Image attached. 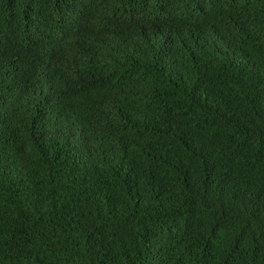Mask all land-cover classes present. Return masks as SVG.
Here are the masks:
<instances>
[{
  "label": "trees",
  "instance_id": "obj_1",
  "mask_svg": "<svg viewBox=\"0 0 264 264\" xmlns=\"http://www.w3.org/2000/svg\"><path fill=\"white\" fill-rule=\"evenodd\" d=\"M0 264H264V0H0Z\"/></svg>",
  "mask_w": 264,
  "mask_h": 264
}]
</instances>
